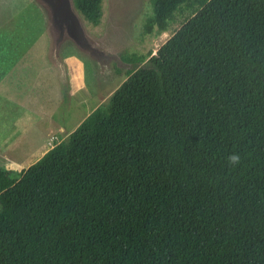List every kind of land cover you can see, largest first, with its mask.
Here are the masks:
<instances>
[{
	"label": "trees",
	"instance_id": "trees-1",
	"mask_svg": "<svg viewBox=\"0 0 264 264\" xmlns=\"http://www.w3.org/2000/svg\"><path fill=\"white\" fill-rule=\"evenodd\" d=\"M104 1L73 3L97 27ZM150 1L146 33L172 36L19 179L0 168V264H264V0Z\"/></svg>",
	"mask_w": 264,
	"mask_h": 264
},
{
	"label": "rangeland",
	"instance_id": "rangeland-1",
	"mask_svg": "<svg viewBox=\"0 0 264 264\" xmlns=\"http://www.w3.org/2000/svg\"><path fill=\"white\" fill-rule=\"evenodd\" d=\"M152 14L150 0H105L102 23L94 27L84 21L73 0H0V90L28 109L42 111L41 107L56 97L53 91L59 80L60 110L67 109L68 97L72 105L70 128L95 102L85 104L81 111L73 105L77 99L66 82V55L84 61L95 97L106 105L127 77L126 72L142 65L127 58L144 56L147 61L150 52L155 54L172 36L173 31L160 36L146 33L145 24ZM183 17L177 16L174 30ZM9 111L12 119L20 114L16 106ZM21 160L17 171L29 164ZM6 165L0 157V168L6 169Z\"/></svg>",
	"mask_w": 264,
	"mask_h": 264
},
{
	"label": "crops",
	"instance_id": "crops-1",
	"mask_svg": "<svg viewBox=\"0 0 264 264\" xmlns=\"http://www.w3.org/2000/svg\"><path fill=\"white\" fill-rule=\"evenodd\" d=\"M65 64L67 72L66 82L70 86L72 97L77 99L76 104L73 105L75 107L77 105L78 111H81L80 109L85 104H89L92 100L95 102V105L86 114H83L81 117L77 115L80 118L70 128L68 124L73 120L71 117L72 111H70L72 105L69 101L70 97H68L69 104L67 109L60 110L61 87L59 80L57 89L53 91L56 97L46 107L42 106V111L39 109H28L26 104L13 101L4 91L0 90V107H2L0 109V157L7 162L6 170L12 177L17 179L21 177L23 168L20 167L18 171L15 170L21 164V159L22 162H29L27 165L29 167L49 149L54 147L53 144L49 143L52 135L58 136V140H55L56 143L67 139L87 116L98 107L104 105L95 97L96 90L92 88L93 85L88 83L87 67L84 61H77L73 56L66 55ZM128 72L129 70L126 72L127 77ZM8 73L11 74V70ZM8 73L5 79L8 77ZM14 106L19 109L20 114L18 113V117L15 118L14 116V119H12L9 108H14ZM41 118L43 119V123L40 120ZM3 129H5V132H2ZM10 151L13 152L10 154ZM33 156L35 158L32 159ZM14 158L15 160H13Z\"/></svg>",
	"mask_w": 264,
	"mask_h": 264
},
{
	"label": "clouds",
	"instance_id": "clouds-1",
	"mask_svg": "<svg viewBox=\"0 0 264 264\" xmlns=\"http://www.w3.org/2000/svg\"><path fill=\"white\" fill-rule=\"evenodd\" d=\"M229 162L233 163V164L238 163L239 162V156L235 155V154L229 156Z\"/></svg>",
	"mask_w": 264,
	"mask_h": 264
},
{
	"label": "built area",
	"instance_id": "built-area-1",
	"mask_svg": "<svg viewBox=\"0 0 264 264\" xmlns=\"http://www.w3.org/2000/svg\"><path fill=\"white\" fill-rule=\"evenodd\" d=\"M55 140H58V136H53V135H52V136H51V140H50L49 143L55 145V143H56Z\"/></svg>",
	"mask_w": 264,
	"mask_h": 264
}]
</instances>
